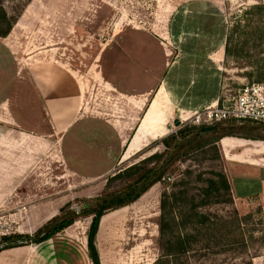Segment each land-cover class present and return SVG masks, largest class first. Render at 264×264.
<instances>
[{
  "label": "rangeland",
  "instance_id": "1",
  "mask_svg": "<svg viewBox=\"0 0 264 264\" xmlns=\"http://www.w3.org/2000/svg\"><path fill=\"white\" fill-rule=\"evenodd\" d=\"M259 2L4 0V7L16 22L7 36L0 37V100L8 97L15 105L21 101L17 93L23 89L29 93L22 100L29 105V116L24 121L0 120V245L4 243L3 235L33 234L52 217L79 213L91 198L120 189L133 178L124 176L109 184V178L120 170L135 163L151 167L170 159L174 140L170 146L164 140L182 127L193 126L180 123L181 111L234 95L245 84L264 83V8H254ZM137 31L144 33L139 35ZM147 34L164 53L157 49L152 55L159 64H166L162 84L170 100L162 111L164 130L141 152L128 158V153L124 155L127 142L136 135L156 96L154 92L138 97L143 102L136 105L108 89L104 83L103 49L115 40L155 43ZM227 42L230 54H226ZM35 75L42 78L53 99L71 111L73 125L68 129L53 128L47 109L43 111V99L36 95ZM22 76H29V82L23 84ZM1 114L0 119H5ZM229 124L218 125L229 128ZM117 125L125 129L123 139L118 137ZM234 125V134L217 131L205 137L220 140L222 145L232 139L223 136L264 140L263 125ZM206 149V154L196 150L180 157L148 193L102 216L96 237L102 264L154 262L160 254L161 196L175 189L173 185L185 169L191 168L196 174L202 171L204 179L210 169L233 176L220 150L219 157L215 150ZM153 153L160 156L152 163L142 162ZM123 155L127 160L121 161ZM233 202L203 210L219 214L233 211V218L236 210L240 215L253 214L242 227L248 243L251 245L249 235H253L256 241L251 247L260 251L253 257L254 264H264V227L255 224L259 220L264 223V201L253 196ZM50 211L52 214L47 216ZM91 221L92 216H78L53 239L64 236L87 246Z\"/></svg>",
  "mask_w": 264,
  "mask_h": 264
},
{
  "label": "trees",
  "instance_id": "2",
  "mask_svg": "<svg viewBox=\"0 0 264 264\" xmlns=\"http://www.w3.org/2000/svg\"><path fill=\"white\" fill-rule=\"evenodd\" d=\"M258 1L260 2L255 4L254 8L261 10L264 8V1ZM15 22V17L10 16L4 7V0H0V37L7 36ZM231 52L229 42H227L226 54ZM218 124L213 125L212 131L204 134L200 132L198 126L180 128L164 140L167 146H170L171 140H174V153L170 159L151 167L135 163L120 170L109 178L108 183L124 176H133L123 187L91 198L79 213L52 217L33 234L3 235L1 239L4 243L0 245V251L45 241L74 223L78 216H92L87 232L88 254L93 264H102L96 244L102 216L110 210L137 200L154 183L160 181L167 168L176 160L181 159L180 157H186L196 150H203L206 154L207 147L215 150L220 157L219 150L221 152V149L219 144L217 145L219 141L206 139L205 136L217 131L234 134L237 126L231 123L228 125L229 128H221ZM226 137L232 136L222 138ZM243 137L258 139L251 136ZM159 156L158 153H153L142 162L152 163ZM207 173L209 176L204 179L202 171L196 174L193 169L187 168L182 172L183 177L174 183L175 189L170 193L167 191L162 193L158 240L160 254L152 264H254L253 257L259 256V248L251 247L256 239L253 235H249L250 245L246 230L242 227V223H247L253 214L240 215L236 210L233 218V211L219 214L203 210V207L213 204L232 205L234 203L226 173L214 169H210ZM258 223H262L264 227L262 220L255 222V224ZM262 241H264V229Z\"/></svg>",
  "mask_w": 264,
  "mask_h": 264
},
{
  "label": "crops",
  "instance_id": "3",
  "mask_svg": "<svg viewBox=\"0 0 264 264\" xmlns=\"http://www.w3.org/2000/svg\"><path fill=\"white\" fill-rule=\"evenodd\" d=\"M137 33L140 35L144 32L137 31ZM147 36L151 38L148 34ZM151 39L155 43L145 42V40L138 41L137 39L132 41H109L103 49V56L105 58L103 74L107 80H104V83L108 89L127 97L128 101L136 105L143 102V99H138V97L154 92L153 96H156L142 120L136 135L134 134L127 142L124 155L128 153V158L133 154L141 152L149 145L150 139L153 140L165 128L162 111L167 106V99L170 100L168 95L166 96L167 92L162 84L166 64L163 62L159 64V60L152 55V52L154 54V50L157 49L160 54L164 55V53L157 41L154 38ZM11 62L13 61L11 60ZM19 71L20 69L16 74H19ZM29 80V76H22L21 78L23 84L29 82ZM33 80L35 81L36 95L43 99V111L47 109L51 116L53 128L63 131L62 129L66 130L72 126L73 122L69 118L71 111L66 107H61L60 101L56 102L53 99V94L46 91L47 89L43 85V80L39 75H35ZM79 90L83 96L80 87ZM18 92L17 98L21 99V101L15 103V105L11 103L8 97L0 100L1 115L5 118L0 120L6 122L9 120L24 121L29 116V105H27V102L24 103L22 101L25 97H28L29 93L23 89ZM14 96L13 92L12 99ZM115 130L118 137L123 139L125 129L117 125ZM134 136H136V139L133 141ZM232 137L226 145H222L220 140L218 144L227 167L233 169V176L228 177L233 199L240 201L254 196L264 201V144L256 143L257 141L262 142L264 140ZM137 146L139 147L132 149ZM233 146H237V148L233 149ZM127 150L133 151L128 152ZM124 155L121 161L127 160L124 159ZM51 214L52 211L47 213V216ZM53 238H57L56 235L39 243L3 249L0 251V264H93L85 243L81 244L71 238L70 240L66 239L67 237L64 236L57 241Z\"/></svg>",
  "mask_w": 264,
  "mask_h": 264
},
{
  "label": "built area",
  "instance_id": "4",
  "mask_svg": "<svg viewBox=\"0 0 264 264\" xmlns=\"http://www.w3.org/2000/svg\"><path fill=\"white\" fill-rule=\"evenodd\" d=\"M178 119L183 126L190 124L200 128L225 122H252L264 126V83L245 84L234 95L181 111Z\"/></svg>",
  "mask_w": 264,
  "mask_h": 264
},
{
  "label": "water",
  "instance_id": "5",
  "mask_svg": "<svg viewBox=\"0 0 264 264\" xmlns=\"http://www.w3.org/2000/svg\"><path fill=\"white\" fill-rule=\"evenodd\" d=\"M212 130H213V126H205V127L200 128V132L202 134H204L205 132H208V131H212Z\"/></svg>",
  "mask_w": 264,
  "mask_h": 264
},
{
  "label": "bare ground",
  "instance_id": "6",
  "mask_svg": "<svg viewBox=\"0 0 264 264\" xmlns=\"http://www.w3.org/2000/svg\"><path fill=\"white\" fill-rule=\"evenodd\" d=\"M226 138H229V137H226ZM222 142L225 143V142H227V140H226V139H223ZM259 143H261V142H259ZM148 192H149V191H147V193H148Z\"/></svg>",
  "mask_w": 264,
  "mask_h": 264
}]
</instances>
